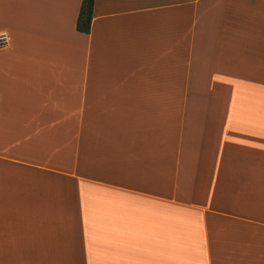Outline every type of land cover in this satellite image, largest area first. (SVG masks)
<instances>
[{
    "label": "crops",
    "instance_id": "1",
    "mask_svg": "<svg viewBox=\"0 0 264 264\" xmlns=\"http://www.w3.org/2000/svg\"><path fill=\"white\" fill-rule=\"evenodd\" d=\"M0 0V264H264V0Z\"/></svg>",
    "mask_w": 264,
    "mask_h": 264
},
{
    "label": "trees",
    "instance_id": "2",
    "mask_svg": "<svg viewBox=\"0 0 264 264\" xmlns=\"http://www.w3.org/2000/svg\"><path fill=\"white\" fill-rule=\"evenodd\" d=\"M93 3L94 0H81L75 22V27L80 32L88 33L90 30Z\"/></svg>",
    "mask_w": 264,
    "mask_h": 264
},
{
    "label": "built area",
    "instance_id": "3",
    "mask_svg": "<svg viewBox=\"0 0 264 264\" xmlns=\"http://www.w3.org/2000/svg\"><path fill=\"white\" fill-rule=\"evenodd\" d=\"M9 38L4 31H0V48L5 47L8 44Z\"/></svg>",
    "mask_w": 264,
    "mask_h": 264
}]
</instances>
